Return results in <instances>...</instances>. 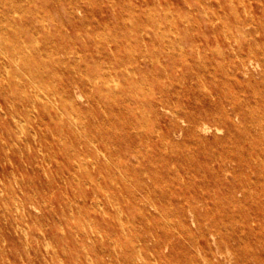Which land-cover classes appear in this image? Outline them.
<instances>
[{
    "label": "rangeland",
    "instance_id": "1",
    "mask_svg": "<svg viewBox=\"0 0 264 264\" xmlns=\"http://www.w3.org/2000/svg\"><path fill=\"white\" fill-rule=\"evenodd\" d=\"M0 264H264V0H0Z\"/></svg>",
    "mask_w": 264,
    "mask_h": 264
},
{
    "label": "bare ground",
    "instance_id": "2",
    "mask_svg": "<svg viewBox=\"0 0 264 264\" xmlns=\"http://www.w3.org/2000/svg\"><path fill=\"white\" fill-rule=\"evenodd\" d=\"M80 27H81V26H80ZM55 31H56V30H55ZM224 64H225V63H224ZM142 106H143V105H142ZM257 114H259V113H257ZM215 117H216V116H215ZM198 124H199V123H198ZM228 132H229V131H228ZM11 205H12V204H11ZM14 207H16V206H14ZM86 220H87V219H86ZM82 226H84V225L82 224ZM42 232H43V231H42ZM42 232H41V233H42Z\"/></svg>",
    "mask_w": 264,
    "mask_h": 264
}]
</instances>
